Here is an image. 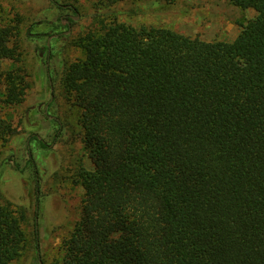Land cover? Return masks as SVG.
<instances>
[{
  "label": "trees",
  "instance_id": "1",
  "mask_svg": "<svg viewBox=\"0 0 264 264\" xmlns=\"http://www.w3.org/2000/svg\"><path fill=\"white\" fill-rule=\"evenodd\" d=\"M228 1L256 12L231 41L116 21L79 37L63 86L91 168L51 264H264V0ZM13 34L0 26L4 106L26 90L1 69ZM23 220L0 201V264L20 256Z\"/></svg>",
  "mask_w": 264,
  "mask_h": 264
},
{
  "label": "rangeland",
  "instance_id": "2",
  "mask_svg": "<svg viewBox=\"0 0 264 264\" xmlns=\"http://www.w3.org/2000/svg\"><path fill=\"white\" fill-rule=\"evenodd\" d=\"M255 17L253 9L228 0H119L110 6L96 0H0V26L13 29L10 45L17 49V57L2 60L1 69L26 82L22 103L0 105V117L13 128L0 140V201L23 213L26 237L20 256L8 264H51L79 217L78 172L91 164L79 109L63 86L68 65L83 57L79 37L116 21L231 41Z\"/></svg>",
  "mask_w": 264,
  "mask_h": 264
},
{
  "label": "flooded vegetation",
  "instance_id": "3",
  "mask_svg": "<svg viewBox=\"0 0 264 264\" xmlns=\"http://www.w3.org/2000/svg\"><path fill=\"white\" fill-rule=\"evenodd\" d=\"M65 20H67L66 18H64Z\"/></svg>",
  "mask_w": 264,
  "mask_h": 264
}]
</instances>
